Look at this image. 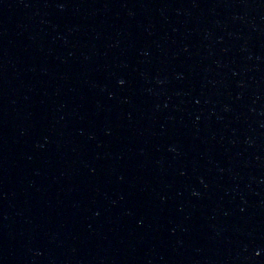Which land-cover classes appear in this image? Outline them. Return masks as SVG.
<instances>
[{"label":"water","instance_id":"1","mask_svg":"<svg viewBox=\"0 0 264 264\" xmlns=\"http://www.w3.org/2000/svg\"><path fill=\"white\" fill-rule=\"evenodd\" d=\"M0 264H264V0H0Z\"/></svg>","mask_w":264,"mask_h":264}]
</instances>
